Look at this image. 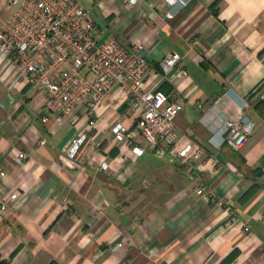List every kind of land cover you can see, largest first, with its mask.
I'll list each match as a JSON object with an SVG mask.
<instances>
[{"label": "crops", "instance_id": "crops-1", "mask_svg": "<svg viewBox=\"0 0 264 264\" xmlns=\"http://www.w3.org/2000/svg\"><path fill=\"white\" fill-rule=\"evenodd\" d=\"M169 7L91 0L88 9L100 40L143 46L144 89L183 103L176 147L194 142L203 148L198 159L152 152L117 87L96 110L94 129L85 106L75 121L43 122L44 96L0 59V264H264V116L256 108L264 100V0H186L171 18ZM14 9L0 0V23ZM171 52L179 63L164 73ZM245 114L255 121L246 144L220 145L212 129ZM118 122L123 136L112 131Z\"/></svg>", "mask_w": 264, "mask_h": 264}, {"label": "built area", "instance_id": "built-area-1", "mask_svg": "<svg viewBox=\"0 0 264 264\" xmlns=\"http://www.w3.org/2000/svg\"><path fill=\"white\" fill-rule=\"evenodd\" d=\"M123 1L137 3V0ZM165 1L170 3L165 12L170 18L186 5V0ZM9 3L15 9L0 23V59L14 64L16 80L24 79L44 96L43 109L48 115L42 116L43 122L48 121L49 115L58 122L64 117L75 121L77 109L85 106L90 115L89 128L94 129L98 122L96 110L117 87L129 98L137 113L136 124L152 152L160 155L168 150L174 159L182 162L187 157L201 156L203 148L192 141L176 147L175 118L183 103L174 99V94L144 89L150 66L141 52V44L127 46L115 40H100L90 10L80 0H9ZM179 59L176 52L166 55L160 62L162 71L173 70ZM176 73L184 75L186 70L177 68ZM217 128L212 130L220 134V145L240 150L253 132L255 121L247 114L237 118L228 116L221 119ZM112 131L123 136L127 127L118 122ZM87 137L83 132L72 138L67 155L74 158ZM132 151L141 155L144 149L135 145ZM16 156L23 159L26 153L18 151ZM108 166L107 162L102 163L104 169ZM185 169L191 173L190 167ZM0 175L4 172L0 171ZM197 192H205L204 187ZM17 195L12 193L10 198ZM5 208L0 203V209ZM244 230L250 229L245 226Z\"/></svg>", "mask_w": 264, "mask_h": 264}, {"label": "trees", "instance_id": "trees-1", "mask_svg": "<svg viewBox=\"0 0 264 264\" xmlns=\"http://www.w3.org/2000/svg\"><path fill=\"white\" fill-rule=\"evenodd\" d=\"M256 108L258 109L259 113L264 116V100H260L257 103ZM48 264H58V263L56 261L52 260Z\"/></svg>", "mask_w": 264, "mask_h": 264}, {"label": "rangeland", "instance_id": "rangeland-1", "mask_svg": "<svg viewBox=\"0 0 264 264\" xmlns=\"http://www.w3.org/2000/svg\"><path fill=\"white\" fill-rule=\"evenodd\" d=\"M80 2H81L86 8H91V0H80Z\"/></svg>", "mask_w": 264, "mask_h": 264}]
</instances>
